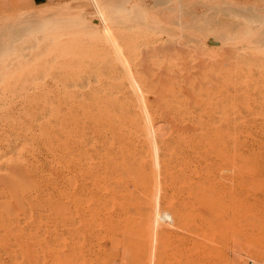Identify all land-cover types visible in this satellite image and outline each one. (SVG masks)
<instances>
[{
    "label": "rangeland",
    "instance_id": "rangeland-1",
    "mask_svg": "<svg viewBox=\"0 0 264 264\" xmlns=\"http://www.w3.org/2000/svg\"><path fill=\"white\" fill-rule=\"evenodd\" d=\"M82 1L0 0L7 28L40 7L73 10L56 23L43 14L41 55L8 76L13 93L10 81L0 91L2 110L7 100L14 109L0 117V154L18 152L23 171L15 192L0 188V264H205L216 241L242 254L234 264L263 254L264 19L226 61L204 46L205 24L232 12L220 2L204 17L189 11L199 0H97L109 23L83 31ZM259 4L230 20L251 23ZM188 36L199 41L180 45ZM148 56L144 72L136 65Z\"/></svg>",
    "mask_w": 264,
    "mask_h": 264
},
{
    "label": "bare ground",
    "instance_id": "bare-ground-1",
    "mask_svg": "<svg viewBox=\"0 0 264 264\" xmlns=\"http://www.w3.org/2000/svg\"><path fill=\"white\" fill-rule=\"evenodd\" d=\"M199 2L201 3L200 5L193 6L189 10L190 12L194 11L196 16H201L203 13L208 15L207 13L209 12L210 8L216 3L219 4V2L221 4H223V7L232 8V9L229 8L232 11V12L230 11L231 14L229 16V19L227 17H226L227 19H224L225 17H223V18L219 17V20L221 21L220 18H222V21L221 22L218 21L219 23H216L217 21L215 22V20H214L213 22L216 23V24H212L213 28L210 27V24L209 25L205 24V26H207V27H205V30L207 31L208 35H210L212 37V38L208 37L209 41H204L205 42L204 46L206 48H208V49H205V52L210 51V53L207 56L211 57V58H219V59L222 58V59H225L227 61L229 57L236 56L237 53H239L238 51H241L243 49V47L239 45L240 44L239 43L240 40L238 41V39L239 38L242 39V36L245 33L244 31H250V33H252L253 31L257 30V24L259 22H260L259 24L263 23L262 19H264V13L260 14V17H259L258 13L256 14V12H255V15H254L255 17H251V19H252L251 23H244L243 20H242V22L240 23L241 25H239V26L235 25L238 20L240 22V20L242 18L241 15L245 14L244 10H247V8H250V9L254 8L255 9L257 7H260L259 0H239L240 3L236 4V5H232V4L237 2V0H199ZM260 3H261V1H260ZM76 4H75L74 13L80 15V18H81V22L78 25L75 24L77 26V28L79 27L81 30L84 31V28L86 29L87 26H91L93 28L98 27L97 26V24H98L97 23V18L100 17V16L103 17L102 14L104 13L106 8H103L102 5L100 6L97 0H87V1H82V2L78 3L77 5ZM218 4L215 5V6L220 8L221 4H219V5ZM225 4H227V5H225ZM69 7H72V6H69ZM213 8H215V7H213ZM219 8H215V9L217 10ZM222 8H220V9H222ZM68 9L67 8H63V9L60 8V9H57V10H48L47 11V10H45L43 8L41 9V7H40V9L38 10L39 14H36V17L34 16L35 18L31 19L32 21L30 23H28L27 25H24V23H23L24 20H23L22 23H21V20H20L19 23L14 24V25H12V27H8V28L6 27V25L7 24L11 25L12 21L11 22H8V21L5 22V24H3V26H2V24L0 25V31H1V33H0V91L1 92L2 91L4 92L5 89L7 90V85L6 84H7L8 81H10V83H11V84L9 83L8 91L10 89H12V85H13V80L14 79L9 80L8 76L12 75L20 67H23L26 64H28L29 60H32L33 58L35 59V57L41 55V53H40L41 51H37L35 49L34 52H32V48L37 46V44H42V42H44L48 38V35L50 34V32H48V28H47L48 25H50V24H48L45 21H49L48 18H50V22L56 23L61 18H63V19L67 18V16H70L69 15L70 12L71 13L73 12L72 9L70 11H68ZM155 10L154 9L150 10L152 12L151 14H149L150 11L148 13L145 12V14L146 15L149 14V17H156V16L160 17V15L162 16V15L165 14V13L159 14ZM225 11L226 10H224V12ZM258 11H260V10H258ZM217 12H219V10ZM251 12L252 11H250V13ZM262 12H263V10H262ZM44 13H48V15H49L48 18H45L46 16L43 15ZM107 13H108V11H107ZM142 13H143V16H144L145 15L144 12H141L140 16H142ZM166 14H165V16H166ZM215 14L213 16H215ZM252 14H253V12H252ZM41 15H43V16H41ZM138 15H139V13H138ZM138 15H136V16H138ZM202 16L205 17V15H202ZM219 16H220V13H219ZM240 16H241V18H239L238 20L236 19L237 20L236 22L233 19L230 20V17L235 19V18H238ZM75 18L77 19V17H75ZM103 18L106 19L107 23H109V20H108L109 17L108 18L103 17ZM216 18H218V17H216ZM225 20L226 21L230 20L231 23L228 24L229 21L227 23H225L226 22ZM201 21H202V19H199V21L197 22L198 24H196L195 26L200 25V26L203 27L204 24H202L203 21L202 22ZM13 22H15V21H13ZM159 22H160V20H159ZM232 22H233V24L235 26L234 25L231 26ZM76 26H74V27H76ZM260 26L261 27L263 26V27L260 29ZM260 26L258 27L260 30L258 31V33H256L257 36L264 35V24H262ZM16 27L17 28L20 27L19 31H17V33H16L17 35L15 33H12V32H14L13 30ZM109 27H110V25H109ZM90 29H92V28H90ZM54 32L52 33L53 35H55ZM193 32H198V30H196V27L192 28L191 34ZM62 33L63 32H61V34ZM64 33H66V32H64ZM252 34L254 35V33H252ZM249 36H250L249 38H253L251 34ZM245 37H246V35H245ZM249 38L247 37V39L246 38L245 39L248 41ZM245 39L243 38V40H245ZM260 39L264 40V36H263V38L262 37L257 38V41L260 40ZM193 41H199V40L197 38L192 37V36H188V39L180 41V43H181L180 45L193 44ZM257 41H255V42H257ZM173 42H174V40H173ZM256 45H257V43H256ZM185 47H187V46H183V47H180V48H185ZM40 49H41V47H38V50H40ZM199 56H201V55H199ZM144 59L141 60V61H138L136 67L139 68V69L145 70L144 72H146L147 71L146 69H148V67H150L153 64V61L156 59V57L154 56V58H152V60H151L150 57H149L150 60L147 57L144 58ZM32 63H34V62H32ZM70 68H72V67H70ZM70 68H68V69H70ZM26 70H24V71H26ZM36 70L40 71V70H38V67H37ZM26 74H27V72H26ZM86 78H87V76H82L83 80H85ZM140 80L143 81V76L140 78ZM222 88H229L230 89L231 88V84L227 83L226 85L225 84L221 85L220 89H222ZM1 92H0V94H1ZM10 92H11V90H10ZM219 92H221V90ZM7 93H9V92H7ZM11 93H13V92H11ZM5 100H7L6 97H5ZM13 103H14V101H13ZM10 105H12V104H10ZM10 105L8 103V100L5 101L3 103L4 109L2 110V105L0 104V117L1 118L9 119L8 117L11 116L10 114H12L11 111L14 110V109L10 108L11 107ZM212 108H213L214 114L219 115L220 112H222L223 105L219 101V95H213ZM15 109H16V107H15ZM10 119H12V118H10ZM7 126H8V124H7ZM0 142H3V139H0ZM6 144L7 143H4L3 145H6ZM4 155H2V157H1V154H0V188H2L4 186L3 189L6 188L7 190H10L11 192H15L16 184L22 179L21 176H22V172H23L21 170V168H19V166H17V164L21 163L20 162V156H18L20 154L18 152L17 153H13L12 156H9L8 158H3ZM5 165L6 166L7 165H11L12 167L10 168V166H8L10 169L3 168V166H5ZM14 165H16V167ZM224 171H225L224 169H221L220 172H219V175L223 174ZM1 191L2 190H0V192ZM6 193L7 192H5L4 194H6ZM11 196H12V198H15V197H13L12 193H11ZM0 224L1 225L2 224L6 225V224H9V223L6 222L2 216H0ZM207 242L209 243V241H207ZM215 243L216 244H213V245L209 246L206 249V252L204 253V259L206 261L205 264H234L235 262H237V258H239L238 256L242 255L241 253H238V256L235 255L237 250H235L234 246L227 245L228 243H222L221 241H216ZM254 253L255 252H250V253L246 252V254L244 256L240 257V258L244 259V261L248 260V263H246V264H256V263L260 262V259L262 258V255L264 253L263 254H258V253L254 254ZM202 263H204V262H202ZM193 264H195V261H194Z\"/></svg>",
    "mask_w": 264,
    "mask_h": 264
},
{
    "label": "crops",
    "instance_id": "crops-1",
    "mask_svg": "<svg viewBox=\"0 0 264 264\" xmlns=\"http://www.w3.org/2000/svg\"><path fill=\"white\" fill-rule=\"evenodd\" d=\"M36 6H42L45 4H56L66 2L68 0H32Z\"/></svg>",
    "mask_w": 264,
    "mask_h": 264
}]
</instances>
